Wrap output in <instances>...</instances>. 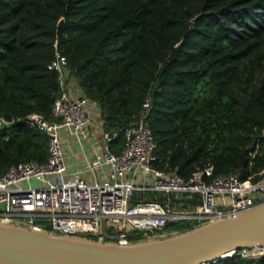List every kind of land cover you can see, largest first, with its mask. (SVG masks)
Segmentation results:
<instances>
[{
  "label": "trees",
  "instance_id": "1",
  "mask_svg": "<svg viewBox=\"0 0 264 264\" xmlns=\"http://www.w3.org/2000/svg\"><path fill=\"white\" fill-rule=\"evenodd\" d=\"M56 52L98 102L102 131L117 133L112 152L148 101L154 153L179 176L207 163L213 174L261 176L264 0H0V116L10 121L0 129V173L47 159L48 140L27 117L52 118ZM208 264L264 257L236 252Z\"/></svg>",
  "mask_w": 264,
  "mask_h": 264
},
{
  "label": "built area",
  "instance_id": "2",
  "mask_svg": "<svg viewBox=\"0 0 264 264\" xmlns=\"http://www.w3.org/2000/svg\"><path fill=\"white\" fill-rule=\"evenodd\" d=\"M66 66L56 52L50 68L58 74L60 91L52 118L36 112L27 117L48 140L47 159L12 164L0 173V220L126 243L135 236L150 239L181 230L171 224L195 226L264 201V169L257 180H241L233 173L213 174L207 163L185 179L161 162L145 121L148 101L123 130L117 153L109 148L117 133L102 131L101 147L81 168L71 169L62 133L82 141L99 105L73 86ZM9 123L0 116V129ZM195 196L200 198L196 205L191 203ZM238 254L264 257V249L244 248Z\"/></svg>",
  "mask_w": 264,
  "mask_h": 264
},
{
  "label": "water",
  "instance_id": "3",
  "mask_svg": "<svg viewBox=\"0 0 264 264\" xmlns=\"http://www.w3.org/2000/svg\"><path fill=\"white\" fill-rule=\"evenodd\" d=\"M244 248L264 249V201L166 236L126 243L0 220V264H208Z\"/></svg>",
  "mask_w": 264,
  "mask_h": 264
},
{
  "label": "crops",
  "instance_id": "4",
  "mask_svg": "<svg viewBox=\"0 0 264 264\" xmlns=\"http://www.w3.org/2000/svg\"><path fill=\"white\" fill-rule=\"evenodd\" d=\"M75 87L79 89L77 85ZM101 133L99 112L92 114L90 126L82 141L79 142L73 134L62 133L65 161L71 169L81 168L86 158H89L94 150L101 147Z\"/></svg>",
  "mask_w": 264,
  "mask_h": 264
},
{
  "label": "rangeland",
  "instance_id": "5",
  "mask_svg": "<svg viewBox=\"0 0 264 264\" xmlns=\"http://www.w3.org/2000/svg\"><path fill=\"white\" fill-rule=\"evenodd\" d=\"M72 82H73V86L75 87V85H76V83H75V81H74V79L73 80H71ZM69 154V152L67 153V155ZM92 238H94V237H92ZM129 242V241H128Z\"/></svg>",
  "mask_w": 264,
  "mask_h": 264
},
{
  "label": "bare ground",
  "instance_id": "6",
  "mask_svg": "<svg viewBox=\"0 0 264 264\" xmlns=\"http://www.w3.org/2000/svg\"><path fill=\"white\" fill-rule=\"evenodd\" d=\"M198 225V224H197ZM196 226V225H195ZM190 227H193V226H189L188 228H190ZM188 228H186V229H188ZM181 230H184V229H181ZM178 231H180V230H178Z\"/></svg>",
  "mask_w": 264,
  "mask_h": 264
}]
</instances>
